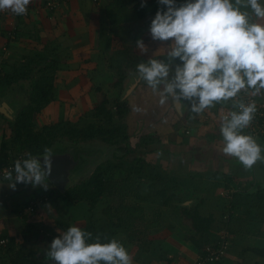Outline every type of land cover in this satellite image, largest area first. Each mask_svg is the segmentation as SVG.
I'll use <instances>...</instances> for the list:
<instances>
[{
    "label": "crops",
    "instance_id": "obj_1",
    "mask_svg": "<svg viewBox=\"0 0 264 264\" xmlns=\"http://www.w3.org/2000/svg\"><path fill=\"white\" fill-rule=\"evenodd\" d=\"M54 1L56 3L54 10H50L46 6V0H31L26 15L17 16L8 10L9 14L0 19L1 78L12 77L16 71L20 70L33 58L38 59V57H35L38 54H43L44 58L55 59L58 62V72L55 73L54 100L38 115L36 119L37 127L39 125L44 127L59 123L62 119L65 120L69 108L71 111L74 108L80 112L83 103L82 101H76L72 96L82 90L85 82L83 81L84 75L90 78H104L107 65L105 67L103 65L108 62L107 54L112 53L113 55L115 48H125L123 49L125 55L130 56L132 54L141 57V48L137 47L136 42L142 40L138 26L145 21L126 22L122 20L116 23L114 15L122 10L121 7H125L127 13L128 11L135 13L134 8L142 0ZM260 2L264 5V0H260ZM253 20L254 22L264 23V20H257L255 17H253ZM141 26L142 29H145L143 25ZM119 32H124L126 35H119ZM102 46L105 47L102 48ZM67 48L73 53V55H69V62L83 64L84 67L76 65L72 68L68 66L66 55L64 58L60 57L63 52L66 53L67 50L65 49ZM122 57L123 54L117 55L118 59ZM87 68L93 72L92 76L87 72ZM82 74L84 75L82 76ZM72 79L76 80L72 81ZM20 84L12 83L8 85L3 83L0 86V95H4V90H8V88L13 90L18 87L19 90L24 88L28 91V82L21 81ZM70 85L71 88H67ZM25 94L27 93L25 92ZM27 96L24 107L28 103L29 96ZM73 99H75L74 103H78L80 108H77L76 104L73 105L71 102ZM0 100L10 104L5 98H0ZM24 107L17 108V111L19 112ZM189 109L188 106L185 112L187 113ZM10 123L11 120L0 113V164L3 146L11 140L12 136ZM183 142L178 140L175 144ZM9 150L18 152L13 147H10ZM23 153L26 154V152ZM224 160H228V156ZM245 171L242 174L248 175L250 178L252 176L256 185L254 165L252 168H245ZM12 177L14 178L15 174ZM225 177L232 179L231 175H225ZM11 183V180L0 179V238L9 240L8 247L0 253V264H31L30 262L48 248L46 244L47 239H50L49 231L58 229L60 224H68V222L62 221L61 217L64 216L60 215L59 211L69 205L66 203H72V201L61 197L52 199L50 195L53 194L56 187L47 178L45 180L48 185L47 189L33 187L31 184L17 183L15 190H13L9 187ZM225 190L227 189L224 183L218 185L217 191L214 189L211 191L210 189L202 190V197H206V202L202 207L203 214L213 215L215 218L214 228L207 237V239H210V243H215L218 240L219 233L224 229L222 227L226 221V207L229 205V201L225 199L227 197L224 195ZM238 192H241V196L244 198V192L235 188L230 192L231 196L228 197L230 201L236 204L239 203V206L233 210L234 213L230 223L235 233L232 234L229 253L221 264H264V257L252 251V249H264V215L262 220L258 222L255 231L251 229L252 220L250 217L259 210L253 209L246 198L245 200H241L242 198L236 199L239 198L237 196ZM41 196H48L50 202L43 205L39 204L37 211L30 214L27 211L29 204L35 198ZM213 197H215V200L212 199ZM53 200L55 201L54 204L52 203ZM209 200L213 202V206L209 205ZM188 202L192 203V201ZM214 202H218L217 205ZM72 204L75 213L81 214L83 212L84 215L79 222L83 224L82 230L86 231L94 219L92 213L94 208L81 202ZM75 213L70 216L71 222L74 223L69 222L72 226L77 224L74 218ZM180 222L187 235L182 238L181 242L185 245L177 252V257H174L175 254L170 255L171 251L164 253L163 248L156 250L155 247H158L159 244L151 249L148 246L140 247L133 243L146 256L143 259L132 258V264H176L178 260H180L179 264H193L199 259L201 251L188 239L193 235L191 228L185 225L183 220ZM178 229L180 227H177L176 231ZM179 254L184 255L183 259L178 257Z\"/></svg>",
    "mask_w": 264,
    "mask_h": 264
},
{
    "label": "rangeland",
    "instance_id": "obj_2",
    "mask_svg": "<svg viewBox=\"0 0 264 264\" xmlns=\"http://www.w3.org/2000/svg\"><path fill=\"white\" fill-rule=\"evenodd\" d=\"M152 19L154 18L141 23L145 29H142L141 25L138 26L140 37L146 47L141 48V57L132 54L130 56L125 55L123 53V49L125 48H115L113 55L112 53L107 54L108 62L103 65L104 67L107 65L104 78H90L82 74V76L84 75L83 81H85L83 83V88L72 97L75 98L76 101H82L83 105H81L80 112L74 108L73 111H71L69 108L65 119L72 123H80V125L83 126L85 121L84 116L89 114L106 100L110 102L108 107L114 114L116 113V106L113 102L119 99L127 100L129 112L126 114L124 120L116 117L115 123L122 125V137L129 136V139L121 138L118 140L119 143L115 146L105 144L97 138L82 143L83 145H73L69 143L65 145H55L49 152L51 158V174L48 179L51 181L55 175L63 173L64 171H69L74 174L73 178L70 180L69 186H75L87 180L98 166L108 162H124L125 170H130L131 167L140 164L143 165L144 163L147 165L148 162L152 169H155V167L158 166L160 167L161 165L163 171L166 169V171L168 170L167 172H172L174 178L177 177L178 180L179 177L187 178L185 179L186 181H175L178 186H185V184H187L194 187L195 183H191L192 179L194 177L199 178L200 181L197 182V191L193 196L194 199L197 197V203L202 196V190L210 188L217 191L218 185H223V183L227 189L224 192V195L227 196L225 199L229 202L230 199L228 197L231 196L230 192L234 188L245 193L249 192L254 194L258 191H264V183L257 188L253 183L252 176L250 178V176L242 174L245 171V168L237 158L228 156V160H224L227 155L222 151L224 141L220 128L223 118L222 114L231 104H233L232 100L217 103L214 107L208 108L200 114H194L189 109L187 113L184 112L183 115H180L179 112L176 111L175 106L173 107L174 102L171 101V99H169L164 105L159 103L163 85L160 86L159 91L154 92L151 87L138 78L137 70L136 72L134 71L135 64L141 63V59L145 60V62L150 58L166 59L167 46L170 43L152 40L149 31ZM104 47L105 46H102V48ZM65 50H67L66 53L63 52L60 57L64 58L66 55L69 67L73 68L76 65L84 67L83 64L70 63L69 55H73V53L70 52V49L68 48ZM118 54H123V57L118 59ZM176 63H180V61L177 60ZM87 72L90 76L93 75V72L89 68H87ZM75 80L76 79H72V81ZM20 82L18 83L19 85H21ZM136 82L137 85L129 93L131 86ZM67 88H71V85ZM11 89H5L3 92L4 95H0V98H5L14 110L24 107L26 95L29 96L30 91H27L24 88L19 90L18 87H15L13 90ZM25 92L27 94H25ZM243 94L244 92H241L237 98ZM75 99L71 102L74 106L76 104V107L80 108L78 103H74ZM151 101H156V103L152 104ZM136 108L141 109V111H135ZM75 117L77 118L74 119ZM42 128L41 125L37 127L39 131ZM245 132H247V128L243 130L242 134ZM149 136L159 139L160 141L152 144L144 143L143 140ZM190 136H192V138H190ZM178 140L184 142L175 144ZM258 141L264 143L262 140ZM126 146H129L135 152L129 154L126 153ZM163 150H170L171 154H168ZM115 155L120 158L117 159ZM137 157H140L141 159L139 164L136 162ZM39 158L42 159V157ZM186 158H188V160L183 162V159ZM41 163H43V161H41ZM82 168H84V170H82ZM147 171L149 170L147 169ZM147 175H149V173H147ZM213 175H219V178L216 177L211 180L210 178ZM225 175H231L232 179L230 177L226 178ZM117 179H120V177ZM211 183L214 184L210 186ZM176 185H173L172 182L170 183V187ZM180 189L183 188L180 187ZM148 193L149 192H147V195ZM169 193L171 194L170 190ZM178 194L181 196L179 197L180 200L179 202L177 200L173 201L172 203L174 205H178L177 202L181 203L180 201L184 200V192L182 193L179 191ZM117 197L106 196L102 198L95 207H93L95 210L92 209L94 219L91 221L90 225L94 223H103L104 219L106 220L105 211H107L108 208H111L113 212H116L117 207L121 205L120 199ZM131 199L132 198H129L126 202L129 204L139 202L140 208L144 210L143 214L145 213L144 215L146 216L144 221L145 224L150 225L155 221L160 224L157 228L149 226L146 229L147 233L143 236V239L147 240V242L145 245H137L140 247L148 246L153 249L155 245L159 244L158 247H155L156 250H158V248H163L164 253H169V251H171L172 253H170V255L175 254L174 257H177V252H179L180 248L185 245L181 242L182 238L187 235L184 228L182 229V223L180 222L182 219L179 217L180 211L175 207L162 206L160 199L151 200L147 198L141 201ZM212 199L215 200V197ZM52 203L54 204L55 201L53 200ZM72 203L78 202L72 201ZM72 203H66L69 205L63 210L58 208L60 209V215L70 217L74 214L75 211L73 210ZM189 203L190 202H187L186 205ZM208 203L210 206H213V202L210 200ZM214 203L217 205L218 202ZM257 212L253 213L250 217L252 220L250 228L254 231L258 226V222L262 220L264 215V210L259 213ZM83 215V212L81 214L75 213L74 215L77 222L76 226L81 229H83V224L80 223L79 220H81L80 218ZM64 217H61L62 221L68 222L66 225L69 227L72 226L69 223L72 221L71 217H66L65 219ZM253 221H255V223H253ZM71 223L74 224L73 222ZM171 224H174L173 229L169 228V225ZM185 225H187V223H185ZM60 227L58 229L56 228V230L52 229L49 231L50 239H47V246L58 236V234L66 231L65 226L60 225ZM141 227L145 230L144 225ZM177 227H180V229L176 231ZM114 238L127 249L132 258L143 259L144 256H146V254L138 250L136 244L134 245L131 243L128 235L116 233ZM43 251H47V249ZM183 256L184 255H178L180 259H183ZM179 263L180 260L176 262V264Z\"/></svg>",
    "mask_w": 264,
    "mask_h": 264
},
{
    "label": "clouds",
    "instance_id": "obj_3",
    "mask_svg": "<svg viewBox=\"0 0 264 264\" xmlns=\"http://www.w3.org/2000/svg\"><path fill=\"white\" fill-rule=\"evenodd\" d=\"M30 3L0 0V11L26 15ZM158 4L166 10H157L149 31L153 41L170 42L166 59L139 63L138 78L154 92L163 85L161 105L171 99L183 108L187 102L194 114L232 100L236 110L222 118L220 128L223 153L237 158L246 169L264 161V150L256 140L242 134L254 119L256 104L235 99L241 92L264 95V23L253 20H264V5L260 0H185L179 6L176 0H158ZM136 45L146 48L142 40ZM14 172V178L11 173L5 177L12 181L11 189L15 190L17 183L47 189L49 150H44L42 159L28 154L27 159L17 160ZM91 240L95 242L88 243ZM45 255L55 264H132V257L117 239L102 243L100 235L94 237L78 226L58 234Z\"/></svg>",
    "mask_w": 264,
    "mask_h": 264
},
{
    "label": "trees",
    "instance_id": "obj_4",
    "mask_svg": "<svg viewBox=\"0 0 264 264\" xmlns=\"http://www.w3.org/2000/svg\"><path fill=\"white\" fill-rule=\"evenodd\" d=\"M184 2L185 0H176L177 6L183 4ZM141 3L142 1H140L134 8L135 13L129 11L127 13V9L125 7H121L122 10L119 11V13L117 12L118 14L114 15L116 23H119V21L122 20L126 22L134 20L148 21L155 17L158 9L163 7L164 10H166V6L159 5L158 0H144V7H141ZM49 9L54 10L55 8L53 7ZM3 17L4 16L0 17V19ZM118 34L122 36L126 35L124 32H119ZM35 57H38V59L33 58L25 66L20 68V70L16 71L12 77L6 79L0 77V86L3 85V83L11 85L12 83L24 81L28 82V91H30L27 105L18 112L15 122L11 121L10 123L12 136L11 140L6 142L3 146L0 167L8 165L12 160L13 154L26 152L27 158L28 154H31L34 157H44V150L47 148L50 152L55 145H65L68 143L73 145H83L82 143L97 138L105 144L115 146L119 143V139H129V136L122 137V125L115 123L116 117L124 120L126 114L129 112L128 102L123 99L115 100V102H113L116 106L115 114L108 107L110 102L106 100L89 114L84 116L85 121L83 126L80 125V123H72L69 120H61L59 123L44 126L39 131L37 129L36 119L42 110L50 105V103L54 100L56 83L55 73L58 72V62L55 59L49 60L46 57L44 58L43 54H38ZM141 61L145 62V60L142 59ZM138 64L139 63H136L134 66L135 72ZM151 103L154 104L156 101H151ZM244 134L250 135L249 132H245ZM143 141L146 144H152L159 142L160 140L149 136ZM10 147L17 149L18 152L9 150ZM125 151L128 154L135 152L129 146H126ZM163 151L171 154L170 150ZM115 157L117 159L120 158L117 155H115ZM187 160L188 158L183 159V162H186ZM140 161V157H137V164H139ZM147 169L149 171H147ZM82 170H84V168H82ZM167 171L166 169L163 171L161 165L160 167L158 166L155 167V169H152L148 162L147 165L145 163L143 165L140 164L138 166L131 167L130 170H125L124 162H108L98 166L93 174L84 182L75 186H68L64 193H61L56 188L50 197L52 199L61 197L68 201L86 203L93 208L102 198L106 196H118L121 205L117 207L116 212H113L111 208H108V210L105 211L106 220L104 219L103 223L91 224L86 231L93 233L94 237L96 235H100L102 243L109 242L112 238H114L116 233H123L128 235L132 243L136 244L141 242H143L141 244H145L147 240H144L143 236L147 233L146 229L149 226L157 228L160 224L156 221L150 225L145 224L144 221L146 216L144 215L145 213L143 214L144 210L140 208L139 202L129 204L126 201L129 198L137 201L147 198L151 200L160 199L162 206L175 207L180 211L179 217L184 221V223H187L193 232V235L188 239L201 251V253L203 252L204 245L220 244V240H223L222 237H225L226 235L227 237L225 240L228 243L227 256L232 243V234L235 233L230 221L233 216L232 214L234 213L233 210L238 208L239 203L236 204L233 201H230L229 205H227L225 213L226 221L222 227L224 229L219 233L218 240L215 243H210V239H207V237L214 228L215 218L213 215L203 214L202 207L206 202V197L203 198L201 196L198 203L196 202L197 197L196 199L193 198L197 191V182L200 181V179L195 177L192 179L191 183H195L194 187L187 184H185V186H178L175 181H186L185 179L187 178L179 177L178 180L177 177L174 178L172 172ZM147 173H149V175H147ZM218 176L219 175H213L210 179L213 180ZM119 177L120 179H117ZM171 182L176 186L170 187ZM253 183L255 184V182ZM212 184L214 183H211L210 186ZM260 186L261 185L258 187ZM180 187L183 189H180ZM169 190L171 191V194L169 193ZM211 190L212 189H210V191ZM177 191L178 193L179 191L182 193L184 192V200H181V203H178L180 200L179 197L181 196L177 193ZM147 192H149L148 195ZM237 194L239 198L236 199L242 198L241 200H245L246 198V201L251 204L253 209H257L259 211L264 210V191H258L255 194L244 192V198L241 196V192H238ZM43 197L48 198V201L43 204L50 202V198L48 196H41L39 198ZM35 199H38V197ZM175 200L178 201V205H174L172 203ZM189 200H192V203L188 205L184 204ZM60 225L65 226L66 230L69 228L66 224ZM142 225L145 226V230L141 227ZM169 228L173 229L174 224L169 225ZM93 242L95 241H88V243ZM252 251L259 256L264 257V249H252ZM45 253L46 251H42V253H40L35 260L29 262L31 264H55V262H51L46 258ZM226 256L223 258V261ZM223 261L218 264L223 263Z\"/></svg>",
    "mask_w": 264,
    "mask_h": 264
},
{
    "label": "built area",
    "instance_id": "obj_5",
    "mask_svg": "<svg viewBox=\"0 0 264 264\" xmlns=\"http://www.w3.org/2000/svg\"><path fill=\"white\" fill-rule=\"evenodd\" d=\"M46 6L48 8H55L56 3L54 0H46ZM9 13L8 10L0 11V17L5 16ZM243 96V97H242ZM240 98V99H239ZM236 100H243L246 104L250 102H255L257 111L254 114V119L251 122L250 126L247 127V132L255 139V140H262L264 141V95L260 96H252L250 92H244L243 95L240 97H236ZM236 109L233 108V104L229 106V108L222 114L224 117L225 115H229L231 111H234ZM26 159L25 153L20 154H13L12 160L10 163L4 167H0V179L7 180L5 177L11 173L13 176L15 174L14 172V165L17 160L23 161ZM48 198H38L35 199L32 203L29 204L27 211L30 214H34L37 209L39 208V204H43L44 202H47ZM225 237H222L223 240H220V244H213V245H205L203 248V252L201 253V256L199 259L196 260L194 264H218L223 261V258L226 256L228 251V243L225 240ZM9 240L5 238H0V253L2 250L6 249L8 247Z\"/></svg>",
    "mask_w": 264,
    "mask_h": 264
},
{
    "label": "water",
    "instance_id": "obj_6",
    "mask_svg": "<svg viewBox=\"0 0 264 264\" xmlns=\"http://www.w3.org/2000/svg\"><path fill=\"white\" fill-rule=\"evenodd\" d=\"M136 85L137 82L134 83L133 86H131L129 93ZM185 103L187 104V102ZM173 104L180 115H183L186 109L188 108V105L186 104L183 108L178 107L175 103ZM0 113L4 114V116H6L12 122H15L16 117L18 115L17 110H14V108L6 101H1V100H0ZM256 142L261 147V149L264 150V143L259 142L257 140ZM262 154H264V152H262ZM254 172L256 178V186L258 187L259 185L264 183V161H258L256 164H254ZM73 176L74 174L72 172L64 171L63 173L55 175V177L51 180V182L54 184V186L57 188L58 191L64 193L67 187L69 186L70 180L73 178Z\"/></svg>",
    "mask_w": 264,
    "mask_h": 264
}]
</instances>
